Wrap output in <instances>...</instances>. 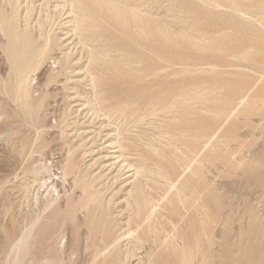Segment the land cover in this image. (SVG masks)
<instances>
[{"label": "rangeland", "instance_id": "1", "mask_svg": "<svg viewBox=\"0 0 264 264\" xmlns=\"http://www.w3.org/2000/svg\"><path fill=\"white\" fill-rule=\"evenodd\" d=\"M55 2L11 0L0 5L14 12L22 26L28 12L31 26L38 23L61 36L69 7L56 12L54 5L64 0ZM83 2L98 26L64 41L65 52L58 47L52 51V57L67 53L72 60L58 81L48 79L51 58L30 72L38 77L33 94L39 105L32 115L16 88L4 52L6 32L0 29V263L10 259V264L8 245L36 218L22 264L42 263L64 236V246L52 249L61 263L90 264L105 242L97 218L103 206L95 212L80 208L84 184L99 194L102 204L114 203L109 228L121 239L119 264L136 263L135 257L124 259L122 237L129 207L123 197L132 172L110 165L119 141L127 162L137 166L145 160L143 180L160 207L159 221L167 231L172 225L180 231L178 239L194 250L195 264H264V0ZM85 69L96 73L97 102ZM140 108L148 110L142 120L137 119ZM9 129L14 132L10 136ZM65 158L75 169L62 182ZM44 166L58 174L52 193L33 181L37 167L42 172ZM47 201L51 205L45 211ZM180 253L167 251L161 260L179 264Z\"/></svg>", "mask_w": 264, "mask_h": 264}, {"label": "bare ground", "instance_id": "2", "mask_svg": "<svg viewBox=\"0 0 264 264\" xmlns=\"http://www.w3.org/2000/svg\"><path fill=\"white\" fill-rule=\"evenodd\" d=\"M3 1L5 3H9L11 0H0ZM17 1V0H16ZM103 1V0H101ZM108 1V0H106ZM41 2V1H40ZM55 2V0H54ZM96 1H94L95 3ZM116 2V1H114ZM113 2V4H114ZM123 2V1H122ZM16 3V2H15ZM56 3V2H55ZM54 3V4H55ZM107 3V2H105ZM117 3H119L117 1ZM55 4L54 8L56 9L55 11L60 12L63 11L65 9V6H68L69 8L64 11L65 14V22H59L62 24V33L61 36H59L58 34H54L51 35L50 32H46V30L48 29H43L42 26L38 23H36V25L39 27H35V26H31V22L29 21L28 15L29 13L27 12L25 19H24V24L22 26V24L19 23L18 17L17 15L12 12V13H8L5 9H3V7L0 5V29L2 31L6 32V37H7V44H5V48H4V52L6 54L7 59L10 61V64L12 69H13V73H14V77L15 79H17V84H16V88L19 90V88L22 90V96L23 98L26 100V105L29 107L30 111H31V115L33 114V110L35 108H37V106L39 105V103L36 101V97L37 95L33 94L36 89L34 90L35 84H37V78L34 73H30L33 71H36L37 69L40 68V66L48 59L51 58V63L53 64V66L49 67L48 70V75H49V80H57V77L59 75H62L64 73V70L67 68H70L71 66V59H69L70 54L67 53H62L63 55L60 57H52L51 53L52 51L55 50V47H58V49H63L62 52L64 51V48L67 49L68 46L67 44H64V41L66 43V40L69 38H71L72 36L75 35V37L78 38V36H76V34L79 31H82L84 29H89V28H95L96 24L93 23V20L88 12V9L85 7L83 0H64V4L59 5ZM98 4V3H96ZM125 4V3H124ZM123 4V5H124ZM127 4V3H126ZM29 5V4H28ZM42 5V4H41ZM111 6V4H108ZM122 5V4H121ZM44 6V5H43ZM126 6V5H124ZM39 8V7H38ZM51 8V7H50ZM128 8V7H127ZM25 10V9H24ZM130 10V9H129ZM18 10H16L17 12ZM53 12V10H52ZM117 13V12H116ZM119 13V12H118ZM147 13V12H146ZM45 14V13H44ZM54 14V13H53ZM62 14V13H61ZM55 15V14H54ZM44 18H46L45 15H43ZM61 16V15H60ZM124 16V15H122ZM64 17V16H63ZM97 17V16H96ZM119 17V16H118ZM132 17V15H131ZM116 18V17H115ZM21 19V18H20ZM48 19V18H46ZM22 20V19H21ZM45 19H43L44 21ZM52 20V19H51ZM135 21L134 17L132 19ZM23 21V20H22ZM97 21V20H96ZM118 21V20H117ZM137 21V20H136ZM135 21V22H136ZM38 22V21H36ZM103 22V21H102ZM119 22V21H118ZM122 22V21H121ZM33 23V22H32ZM52 23V22H50ZM106 23V22H105ZM120 23V22H119ZM134 23V22H133ZM132 23V25H133ZM137 23V22H136ZM135 23V24H136ZM64 25V26H63ZM129 25V24H128ZM48 27V26H47ZM127 27V25H126ZM134 26H132L133 28ZM70 28V29H68ZM138 28V27H137ZM37 29V30H35ZM114 29V28H113ZM45 30V31H44ZM133 30V29H132ZM143 30V29H142ZM1 32V31H0ZM72 32V33H70ZM84 32V31H83ZM80 36V35H79ZM83 37L85 38V36L83 35ZM82 37V38H83ZM83 38V39H84ZM74 39V37H73ZM71 40V39H70ZM78 40V39H76ZM71 42V41H70ZM82 42V39L81 41ZM84 42V40H83ZM92 42V41H91ZM73 43V42H71ZM70 43V44H71ZM75 43V42H74ZM73 43V44H74ZM86 44V43H85ZM84 45V44H83ZM73 47V46H72ZM3 48V47H2ZM70 48V47H69ZM89 48V47H88ZM140 48V47H139ZM92 49V47H91ZM74 50V49H73ZM144 50V49H143ZM155 50V49H154ZM59 51V52H60ZM68 51V50H67ZM146 51V50H145ZM156 51V50H155ZM73 52V51H72ZM106 52H108L106 50ZM57 53V52H56ZM69 53V52H68ZM89 53V52H88ZM93 53V52H92ZM95 53V51H94ZM152 53V52H149ZM156 53V52H155ZM58 54V53H57ZM55 55V54H54ZM61 55V54H60ZM156 55V54H155ZM104 56V55H103ZM154 56V55H153ZM89 57V56H87ZM158 57V56H157ZM231 57V56H230ZM239 57V56H238ZM122 58V57H121ZM120 58V59H121ZM124 58V57H123ZM127 58V57H126ZM232 58V57H231ZM94 59V58H93ZM150 59V58H149ZM160 61V58H158ZM157 59V60H158ZM88 60V59H87ZM95 61V60H94ZM162 61V60H161ZM91 62V61H90ZM88 62V63H90ZM96 62V61H95ZM156 62V61H155ZM87 63V64H88ZM97 63V62H96ZM99 63V62H98ZM110 63V62H109ZM151 63V60H150ZM162 63V62H161ZM164 63V62H163ZM83 64V63H82ZM86 65V64H85ZM91 65V63H90ZM139 65V64H138ZM43 66V65H42ZM79 66V65H78ZM153 66V65H152ZM81 67V66H80ZM85 67V66H84ZM90 67V66H89ZM96 67H98V64H96ZM43 68V67H42ZM45 68V67H44ZM76 68V67H75ZM82 68V67H81ZM86 68V67H85ZM110 68V67H109ZM68 70V69H67ZM70 70V69H69ZM78 70H80L78 68ZM84 70V69H83ZM86 70V69H85ZM215 70V69H214ZM73 71L76 70H72L71 73ZM210 71V70H209ZM81 72V71H80ZM157 72V71H156ZM155 72V74H156ZM143 73V72H142ZM42 74V73H41ZM81 74V73H80ZM83 74V73H82ZM86 76L89 78V82H90V87L93 91V98L94 100L97 102L98 98H99V92L97 91L98 86H100V84L97 81V76L96 73L91 72L89 70L85 71ZM154 75V74H153ZM73 76V75H72ZM68 77V76H67ZM78 77V76H77ZM80 77V75H79ZM78 77V78H79ZM85 77V76H84ZM71 79V78H70ZM80 79V78H79ZM141 79V78H140ZM5 81V80H4ZM88 82V81H87ZM3 83V82H2ZM5 85V84H4ZM88 86V85H87ZM15 87V85H14ZM2 88H3V84H2ZM199 88V87H198ZM198 88L196 90H198ZM45 89V88H44ZM6 89H4L5 91ZM15 91V90H14ZM195 91V90H194ZM200 91V90H199ZM204 91V90H203ZM6 92V91H5ZM36 93V92H35ZM40 93V91H39ZM201 93V91H200ZM203 93V92H202ZM5 94V93H4ZM184 94V92H183ZM195 94V92H194ZM197 94V93H196ZM7 95V94H6ZM81 95V94H79ZM180 95V94H179ZM178 95V96H179ZM185 95V94H184ZM193 95V94H192ZM8 96V95H7ZM16 96V94H15ZM82 96V95H81ZM80 96V97H81ZM177 96V98H178ZM186 97L188 96L187 94L185 95ZM191 96V95H190ZM189 96V98H190ZM184 97V96H183ZM185 97V98H186ZM201 97V96H200ZM174 98V97H173ZM176 98V100H177ZM180 98V96H179ZM199 98V97H197ZM184 101L185 99L182 98ZM188 99V98H187ZM193 99V98H192ZM90 100V99H89ZM88 100V101H89ZM175 100V99H173ZM179 100V99H178ZM189 100V99H188ZM197 100V99H196ZM85 101V100H84ZM92 101V98H91ZM181 101V99L179 100ZM241 101V99H240ZM178 101H176L177 103ZM186 102V101H185ZM242 102V101H241ZM41 103V102H40ZM86 105L88 106L89 102H86ZM99 103V102H98ZM187 103V102H186ZM223 103V102H222ZM221 103V104H222ZM90 104V103H89ZM227 104V103H226ZM83 104L81 103V106ZM96 105V103H95ZM123 105V104H122ZM169 109H171V103L169 102ZM179 105V104H178ZM98 106V104H97ZM130 106V105H129ZM150 106V105H149ZM184 106V105H183ZM193 106V105H192ZM224 106V104H223ZM121 107V106H120ZM125 107V106H124ZM153 107V106H152ZM168 109V106H166ZM92 108V105H91ZM164 108V107H163ZM173 108V106H172ZM175 108V107H174ZM182 108V107H181ZM150 109V107H149ZM153 109V108H152ZM162 109V108H161ZM165 109V110H166ZM224 109V108H223ZM93 110V109H92ZM107 110V109H106ZM119 110V109H118ZM160 110V109H158ZM90 111V110H89ZM116 111V110H115ZM138 111H140L141 113L138 114L137 119H141L144 117L145 115H147L148 110L146 112H144L145 110L143 108L138 109ZM163 110H161L160 112H162ZM217 111V110H216ZM132 112V111H131ZM152 112V111H151ZM157 112V111H156ZM94 113V112H93ZM92 113V114H93ZM115 113V112H114ZM120 114V113H119ZM135 114V113H134ZM154 114V113H152ZM156 114V113H155ZM154 114V115H155ZM103 115V114H102ZM107 115V114H106ZM113 115V114H112ZM133 115L132 113L130 114V116ZM162 115V114H161ZM220 115V114H219ZM94 116V114L92 115ZM97 116V115H96ZM122 116V115H121ZM151 116V115H150ZM164 116V115H163ZM106 117V116H105ZM133 117V116H132ZM131 117V118H132ZM120 118V117H119ZM130 118V119H131ZM147 118V116H146ZM104 119V118H103ZM138 121V120H137ZM136 121V123H137ZM108 124V122H106ZM122 123V122H121ZM130 123V122H129ZM140 123V122H138ZM106 124V125H107ZM103 125V124H102ZM148 125V124H147ZM151 125V124H150ZM149 125V126H150ZM153 125V124H152ZM101 126V125H100ZM207 126V125H206ZM32 127V126H31ZM137 126H135L136 128ZM200 127V126H199ZM198 127V128H199ZM34 128V127H33ZM134 128V127H133ZM141 128V127H140ZM117 129V128H116ZM126 129V128H125ZM131 129V128H130ZM138 129V127H137ZM35 130V129H34ZM128 130V129H127ZM140 130V129H139ZM145 130V129H144ZM200 130V129H199ZM12 131V130H11ZM9 129V136L12 134ZM126 131V130H125ZM129 131V130H128ZM13 132V131H12ZM124 132V131H123ZM130 132V131H129ZM133 132V131H132ZM14 133V132H13ZM108 133V132H106ZM6 134V135H7ZM116 134V133H113ZM137 134V133H136ZM135 134V135H136ZM140 134V133H139ZM117 135V134H116ZM114 136V135H113ZM120 136V135H119ZM144 136V135H142ZM157 136V135H156ZM172 136V135H171ZM170 136V138H171ZM111 137V136H110ZM36 139V138H35ZM153 139V138H152ZM142 140V139H141ZM166 140V139H165ZM21 141V140H20ZM35 141V140H33ZM121 141V140H120ZM128 141V140H127ZM132 141V140H131ZM111 142V141H110ZM115 142L112 140V143ZM209 142V141H208ZM133 143V142H132ZM114 144H116V147L112 152L113 154H117L114 157L116 158L115 162L110 163V165H116L118 164L120 166V168H128L126 170L127 173H131L128 174L127 177L132 178L131 181H129V185H131L130 190L128 191V196L123 197L125 199H127L126 201V205L129 206L127 209V221L124 222L125 223V235H123V240L125 241V243L123 244L124 246V259L127 260L128 258H134V260H136L135 264H168L167 261L165 260H161L162 257L164 256V254L167 251H180V256H179V264H195V252L194 250L189 247V248H184V241L181 239H178V235L180 233V231L175 228V226L172 225V228L170 231H167L166 228L164 227V225L162 223H160L159 221V217L160 215L158 214V209L160 208L158 204H156V200H154L152 198V196H150V194L148 193L149 191V186L147 185V182L143 180V178L146 176V163L145 160L143 159L141 163H139L137 166H133V164H131L130 162H127L125 159H123V154L121 153V149H122V145L120 144L119 141H116ZM33 145V144H32ZM31 145V146H32ZM149 145V144H147ZM151 146V145H149ZM111 147V146H110ZM146 147V146H145ZM154 148V150L156 149L154 146H152ZM211 148V147H210ZM22 149V148H21ZM113 149V147H112ZM203 149V148H202ZM153 150V151H154ZM21 151V150H20ZM30 152V151H29ZM155 152H157L155 150ZM189 152V151H188ZM112 154V156H113ZM39 157V156H38ZM66 161L64 162L63 166L61 167V179L62 182H64L63 180L66 178V176L68 175L69 172H74V164L70 161L67 160V158H65ZM187 159V158H186ZM42 163V162H41ZM192 163V162H191ZM105 164V163H104ZM189 164V163H188ZM44 165V164H43ZM42 165V166H43ZM107 165V164H106ZM111 167V166H110ZM190 167V165L188 166ZM40 168H42L40 166ZM39 167H37V179L35 178L36 181H39V184L42 186V188L45 186L46 189H49V191L51 192V189L56 190V180H55V173H52L51 171L47 170L46 167L44 166L43 168L44 171L41 172L42 169H40ZM39 169V170H38ZM186 169H188L186 167ZM36 171V169L34 170ZM40 171V172H39ZM54 171V170H53ZM159 171V170H158ZM36 172V173H37ZM118 172V171H117ZM121 172V171H120ZM34 173V174H36ZM125 173V172H124ZM126 173V174H127ZM154 173V172H153ZM156 174V173H155ZM114 175V174H113ZM36 176V175H35ZM58 177V176H57ZM56 177V179H58ZM33 178V179H34ZM126 178V177H125ZM148 178V177H147ZM60 179V180H61ZM151 179V178H150ZM179 179V178H178ZM113 180V177H112ZM110 180V181H112ZM127 181V179H124ZM27 181V180H26ZM32 181V182H33ZM66 181V180H65ZM123 181V180H122ZM155 181V180H154ZM167 182H169L168 180H166ZM165 181V182H166ZM177 181V180H176ZM125 182V181H124ZM127 183V182H126ZM175 183V182H174ZM164 184V183H162ZM170 184V183H169ZM168 184V185H169ZM173 185V182H172ZM38 186V187H41ZM92 186V185H91ZM171 186V185H170ZM25 187V186H24ZM174 187V186H173ZM33 188V187H32ZM81 189L83 192V196L80 199V208L81 209H85L86 212L89 211H97L98 207L103 206V208L97 213V218L98 221L100 222V232H101V238L104 239V246L101 249H98L94 252L91 260L90 264H102L103 262L110 260L109 264H119L120 262V257L122 254L121 251V239L118 236H115L114 234H112L111 229L109 228V225L112 221L111 219V215H113L110 212V207L112 205H114L113 202L111 201H107L105 203L107 204H102L103 202L100 200V196L97 192L93 191L91 189V187L88 184H84L81 185ZM170 189V187L168 188V190ZM178 189V188H177ZM53 190V191H54ZM151 190V188H150ZM179 190V189H178ZM44 191V190H43ZM48 191V190H47ZM46 191V192H47ZM126 191V190H125ZM170 191V190H169ZM181 191V190H180ZM116 192V191H115ZM52 193V192H51ZM54 193V192H53ZM168 193V192H167ZM35 194V193H34ZM48 194V192H47ZM47 194H45L47 196ZM50 194V193H49ZM56 194V192H55ZM101 194V193H100ZM126 194V193H125ZM157 194V193H156ZM166 194V193H164ZM27 195V193H26ZM58 195V194H56ZM112 195V194H111ZM110 195V196H111ZM179 195V194H178ZM35 196V195H34ZM50 196V195H49ZM55 196V195H54ZM165 196V195H163ZM167 196V194H166ZM28 197V196H27ZM53 197V196H52ZM25 198V196H24ZM36 198V197H35ZM41 198V197H40ZM48 198V197H47ZM108 198V197H107ZM165 198V197H162ZM161 198V199H162ZM29 199V198H28ZM45 199V198H44ZM156 199V198H155ZM179 199V198H178ZM182 199V198H181ZM38 200V199H37ZM43 200V199H42ZM21 201V200H20ZM51 201V200H50ZM45 202V201H44ZM43 202V203H44ZM115 202V201H114ZM168 202V201H167ZM181 202V201H180ZM179 202V203H180ZM185 202V201H184ZM27 204V203H26ZM41 204V203H40ZM161 204V203H160ZM44 205V204H43ZM42 205V207H43ZM51 202H46V204L44 205L45 211L47 207H50ZM183 205V204H182ZM28 206V205H27ZM121 206V205H120ZM119 206V207H120ZM125 206V204H124ZM162 208V207H161ZM9 209V208H8ZM31 209V208H30ZM43 209V208H42ZM41 209V210H42ZM118 209V208H117ZM125 209V208H124ZM120 211V210H119ZM42 212V211H41ZM117 212V211H116ZM121 212V211H120ZM119 213V212H118ZM118 213H116L118 215ZM25 214V213H24ZM34 217V216H33ZM37 217V216H36ZM163 217V216H162ZM25 218V217H24ZM32 219V218H31ZM73 219H75V215H73ZM12 220V219H11ZM34 221L29 224V226H23L20 228L19 230V235L18 238L12 243L8 245V252L7 254H12V261H10V264H12L11 262L14 261V264H22L23 260L27 257L28 254V249H29V241H30V231L33 228V226L36 224L37 219H33ZM93 220V219H92ZM123 220V219H122ZM126 220V219H125ZM181 220V219H180ZM208 220V219H207ZM119 221V220H118ZM124 221V220H123ZM28 222V221H27ZM180 222V221H179ZM185 222V221H184ZM12 223V222H11ZM30 223V222H29ZM41 224V222H40ZM182 224V223H181ZM19 225V224H18ZM186 225V224H185ZM205 225V224H204ZM207 225V224H206ZM40 226V225H39ZM188 226V225H187ZM123 227V226H122ZM189 227V226H188ZM121 228V227H120ZM184 228V227H183ZM193 228V227H192ZM196 228V227H195ZM4 229V227H3ZM18 230V229H17ZM121 230V229H120ZM208 230V229H207ZM191 231V230H190ZM17 232V231H16ZM119 232V231H118ZM8 235V232H5ZM198 233V232H197ZM205 234V233H204ZM13 235V233H12ZM211 235V234H210ZM34 236V235H33ZM182 236V235H181ZM180 236V237H181ZM205 236V235H204ZM212 236V235H211ZM12 237V236H11ZM65 237V236H64ZM63 237V238H64ZM4 238H7L4 237ZM15 238V237H14ZM63 238H58L56 240V243L54 246H52L47 254L43 257V262L40 264H62L61 260L59 258H57L56 255H54V252H52V249H57V248H61L64 246V242H63ZM183 238V237H182ZM9 241L10 238H8ZM12 239V238H11ZM7 240V239H5ZM212 240V239H209ZM203 241V240H202ZM7 242V241H6ZM67 242V241H66ZM65 242V243H66ZM170 242V243H169ZM210 242V241H209ZM83 243V242H82ZM198 246V244H197ZM209 246V244H208ZM6 247V246H5ZM77 248V247H76ZM199 249V248H198ZM6 250V251H7ZM68 250V249H67ZM142 251V252H141ZM67 252V251H66ZM69 253V252H68ZM184 254V256H183ZM6 256V255H5ZM8 256V255H7ZM62 256V255H61ZM77 256V255H76ZM205 256V255H204ZM8 257H6L7 259ZM5 261V258H3ZM68 259V257H67ZM78 259V258H77ZM205 259V258H203ZM202 259V260H203ZM207 259V258H206ZM8 260V259H7ZM10 260V259H9ZM9 260L7 261V263H3V264H8ZM33 260V259H32ZM66 260V257H65ZM133 260V259H132ZM131 260V261H132ZM3 261V262H4ZM63 261V259H62ZM28 262V261H27ZM30 262V261H29ZM64 262V261H63ZM81 262V259H80ZM90 262V261H88ZM130 263V261H129ZM202 263V262H201ZM2 264V263H0ZM67 264V263H66ZM78 264V263H77ZM131 264V263H130ZM134 264V263H133Z\"/></svg>", "mask_w": 264, "mask_h": 264}]
</instances>
